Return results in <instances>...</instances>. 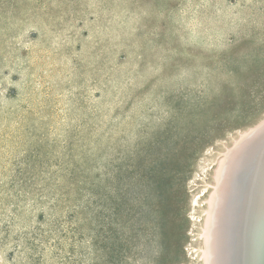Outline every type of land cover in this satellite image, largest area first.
I'll use <instances>...</instances> for the list:
<instances>
[{
    "label": "rangeland",
    "instance_id": "374dc122",
    "mask_svg": "<svg viewBox=\"0 0 264 264\" xmlns=\"http://www.w3.org/2000/svg\"><path fill=\"white\" fill-rule=\"evenodd\" d=\"M261 124L264 0H0V264H206Z\"/></svg>",
    "mask_w": 264,
    "mask_h": 264
},
{
    "label": "bare ground",
    "instance_id": "6f19581e",
    "mask_svg": "<svg viewBox=\"0 0 264 264\" xmlns=\"http://www.w3.org/2000/svg\"><path fill=\"white\" fill-rule=\"evenodd\" d=\"M260 126L262 128L258 126L259 128H257V130H252L253 132L250 131L246 136V139L250 137L253 140L252 142L245 140L246 144L241 143L239 146L243 145V147L241 146L239 149H235L237 152L234 151V154L230 150L233 155L231 154V157L228 155L230 158L228 162H226L225 170L223 169L224 171L221 173L220 178L222 185H220L222 187H218H221L219 190L220 193L217 191L218 188L216 187V189L214 187L218 194L216 197L214 196L216 199H213L212 215L211 218L208 219L210 224L209 239H205H208L206 242L209 244L210 253L208 252L209 250L207 253L210 254V258L206 264H242L241 261V263L239 262L238 257L236 259L234 256H231L230 253H233L235 250L243 252V258L247 255L245 253L247 248L242 239L239 235L235 234L236 232H230L228 229L230 227H236L235 215L240 211V205H242L250 193L254 192L259 194L260 197L264 199V125L262 126L261 124ZM237 145L235 148H238ZM218 184L219 183H216V186ZM218 219H222L220 225L217 223ZM228 222L231 223V226H229V224L227 225ZM215 227L218 228L219 231H223V234L219 237ZM240 228L243 232L247 233V228ZM206 232L208 233V231ZM204 255L206 256V254ZM207 258L208 257H205V261Z\"/></svg>",
    "mask_w": 264,
    "mask_h": 264
},
{
    "label": "water",
    "instance_id": "95a60500",
    "mask_svg": "<svg viewBox=\"0 0 264 264\" xmlns=\"http://www.w3.org/2000/svg\"><path fill=\"white\" fill-rule=\"evenodd\" d=\"M246 141L252 142L253 140L249 137ZM221 222L222 219H218V225ZM230 222L227 225L231 226ZM235 225L236 227H230L228 230L239 235L247 248L245 251L247 255L243 258V252L235 250L230 255L236 259L238 257L242 264H264V199L259 194L250 193L240 205V211L235 215ZM240 227L247 228V233L243 232ZM215 230L219 234L218 237L223 234V231H219L216 227Z\"/></svg>",
    "mask_w": 264,
    "mask_h": 264
}]
</instances>
